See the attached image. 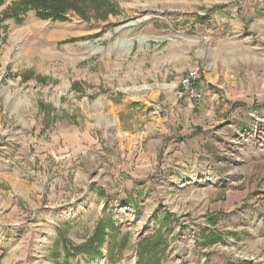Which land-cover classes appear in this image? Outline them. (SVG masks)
<instances>
[{"label": "rangeland", "instance_id": "rangeland-1", "mask_svg": "<svg viewBox=\"0 0 264 264\" xmlns=\"http://www.w3.org/2000/svg\"><path fill=\"white\" fill-rule=\"evenodd\" d=\"M19 1L0 0V264H264V0L18 21ZM195 65L202 102L176 95Z\"/></svg>", "mask_w": 264, "mask_h": 264}, {"label": "trees", "instance_id": "trees-1", "mask_svg": "<svg viewBox=\"0 0 264 264\" xmlns=\"http://www.w3.org/2000/svg\"><path fill=\"white\" fill-rule=\"evenodd\" d=\"M27 9H35L37 15L41 18H52L54 20H65L66 10H77L76 6L73 5L70 0H21L19 2H15L13 6L10 7V12H7L6 16H14L16 20L21 21L22 18L19 16V14L21 11ZM104 235L105 233L103 228H97L93 238V241L96 240L97 242V248H95V251L100 247L101 244H103ZM145 248L146 244L143 246L142 252L146 250ZM151 251H153V247L149 248L150 253H152Z\"/></svg>", "mask_w": 264, "mask_h": 264}, {"label": "built area", "instance_id": "built-area-1", "mask_svg": "<svg viewBox=\"0 0 264 264\" xmlns=\"http://www.w3.org/2000/svg\"><path fill=\"white\" fill-rule=\"evenodd\" d=\"M201 78V67L199 65L192 66L188 72L182 76L177 85L176 95L179 98L202 102L205 99V91L199 87Z\"/></svg>", "mask_w": 264, "mask_h": 264}]
</instances>
